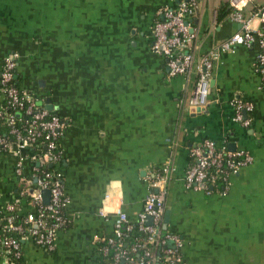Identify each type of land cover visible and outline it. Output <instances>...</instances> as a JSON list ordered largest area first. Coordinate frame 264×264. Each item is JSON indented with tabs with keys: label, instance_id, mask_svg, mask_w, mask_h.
Returning <instances> with one entry per match:
<instances>
[{
	"label": "crops",
	"instance_id": "0c3cea01",
	"mask_svg": "<svg viewBox=\"0 0 264 264\" xmlns=\"http://www.w3.org/2000/svg\"><path fill=\"white\" fill-rule=\"evenodd\" d=\"M187 19L198 35L196 58L240 29L216 10L229 0H196ZM177 0H0V68L16 56L14 80L66 128L59 138L67 226L54 252L22 242L23 264H96L99 240L111 234L115 212L137 221L150 175L164 165L167 230L181 236L186 264H264V94L255 70L256 46L222 53L204 107H193V77H172L152 49V29ZM264 5L254 0L244 10ZM258 19L251 26L259 27ZM50 103L46 104V101ZM251 103L250 125L234 123L233 102ZM3 97L0 94V107ZM249 116V117H248ZM210 139L244 150L253 163L230 179L225 195L188 190L190 147ZM15 156L0 152V207L15 196ZM49 166V165H48ZM25 163L23 175L31 176ZM104 208L109 218L99 216ZM164 219V218H163ZM163 226V224H162ZM1 228V220H0ZM0 264H4L0 255Z\"/></svg>",
	"mask_w": 264,
	"mask_h": 264
},
{
	"label": "built area",
	"instance_id": "2783aa9c",
	"mask_svg": "<svg viewBox=\"0 0 264 264\" xmlns=\"http://www.w3.org/2000/svg\"><path fill=\"white\" fill-rule=\"evenodd\" d=\"M253 1L229 0L233 10L230 19L239 24L240 29L200 58H196L197 32L195 34L187 22L199 9L196 0H177L174 7L162 12V21L153 25L151 49L164 59L168 74L194 78L193 92L188 100L190 106L207 104L215 63L222 53L231 52L236 46L257 47L255 70L261 77L264 94V5L251 17L242 13ZM253 19H258L259 27L251 26ZM15 68L16 56H5L0 68V94L3 97L0 152L14 154L18 187L15 196L0 207V255L4 264H23L21 244L27 240L46 252H54L57 233L64 230L68 222L63 175L54 168L62 162L59 138L66 124L54 113L38 107L32 95L11 85ZM233 106L232 121L248 127L250 119L244 114L253 110L252 104L237 101ZM11 110L20 112L15 115ZM3 129L6 131L1 132ZM189 153L191 164L184 175V186L206 195H225L230 179L253 163L250 153L228 151L210 139L191 146ZM25 163L32 166L29 178L23 175ZM40 165H49V168L40 172ZM173 171V166L167 164L150 175L149 192L135 223L130 222L124 212L111 215L113 229L110 235L99 240L100 259L96 264H186L181 236L162 229ZM44 191L49 192L48 204L44 203ZM24 200L26 203L22 204ZM99 216L110 217L104 208L99 211Z\"/></svg>",
	"mask_w": 264,
	"mask_h": 264
},
{
	"label": "trees",
	"instance_id": "16d2710c",
	"mask_svg": "<svg viewBox=\"0 0 264 264\" xmlns=\"http://www.w3.org/2000/svg\"><path fill=\"white\" fill-rule=\"evenodd\" d=\"M260 6H258V7H255V8H253L252 10H251V14H253V13H255L256 11H257V9L259 8ZM233 13V10H232V8L230 7V5H229V2H227V3H222V4H220V6L217 8V10H216V18H217V21L218 22H220V21H222L223 19H225L226 17H230V15ZM243 14H244V11L242 12ZM245 15V14H244ZM203 57V56H202ZM11 85H13L14 87H17L18 88V86H17V84H16V81L13 79L12 81H11ZM29 94V93H28ZM37 102V106L38 107H44L43 106V104H42V102H40L39 103V101H36ZM11 112L12 113H14L15 115H17V112H20V111H17V110H11ZM249 117V116H248ZM6 131V129H3L1 132H5ZM9 142H10V140H9ZM3 153H5V154H7V151H2ZM47 168H49V166H45V165H40V167H39V169H40V172L41 171H46L47 170ZM21 188H22V186L23 185H19ZM22 204H24V203H26L25 202V200L23 201V202H21ZM31 206V205H30ZM13 236H15V237H18L19 235H17V234H13ZM129 244H131V243H129ZM109 256H111V255H109ZM134 257H135V255H134ZM108 261H110L109 259H110V257H107L106 258Z\"/></svg>",
	"mask_w": 264,
	"mask_h": 264
},
{
	"label": "water",
	"instance_id": "95a60500",
	"mask_svg": "<svg viewBox=\"0 0 264 264\" xmlns=\"http://www.w3.org/2000/svg\"><path fill=\"white\" fill-rule=\"evenodd\" d=\"M47 103H50V100H47L46 104ZM44 109H46L49 112L52 111L51 104L46 105V106L44 105ZM43 195H44V203L48 204L49 192L48 191H44ZM169 216H170V212L168 210H166L165 213H164V219H163V226H162L163 230H167V224H168ZM147 223L150 224V220H148Z\"/></svg>",
	"mask_w": 264,
	"mask_h": 264
}]
</instances>
